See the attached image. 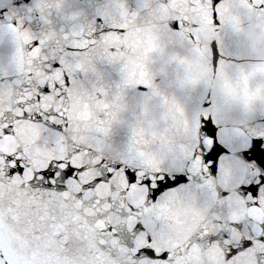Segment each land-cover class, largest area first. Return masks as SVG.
<instances>
[{
    "label": "snow or ice",
    "instance_id": "6c2138e0",
    "mask_svg": "<svg viewBox=\"0 0 264 264\" xmlns=\"http://www.w3.org/2000/svg\"><path fill=\"white\" fill-rule=\"evenodd\" d=\"M0 264H264V0L7 12Z\"/></svg>",
    "mask_w": 264,
    "mask_h": 264
},
{
    "label": "water",
    "instance_id": "95a60500",
    "mask_svg": "<svg viewBox=\"0 0 264 264\" xmlns=\"http://www.w3.org/2000/svg\"><path fill=\"white\" fill-rule=\"evenodd\" d=\"M23 2H24V0H0V20H3V17H4V15L7 12H10L15 7H19L20 5L23 4ZM77 2H78V4L80 6H84V4L86 3V0H77ZM33 27H36V26L33 25ZM139 43L140 42L137 39L135 41V47H138ZM220 58L221 57L219 56V53L216 52L214 54V64H213V66H215V62L218 61ZM130 95H135V94H130ZM126 136H127V128L126 127H117L115 129L114 139L118 143H122L126 139Z\"/></svg>",
    "mask_w": 264,
    "mask_h": 264
}]
</instances>
